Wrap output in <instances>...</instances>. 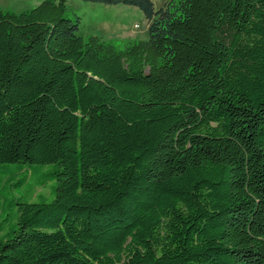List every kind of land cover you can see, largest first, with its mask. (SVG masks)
I'll use <instances>...</instances> for the list:
<instances>
[{
    "label": "trees",
    "instance_id": "16d2710c",
    "mask_svg": "<svg viewBox=\"0 0 264 264\" xmlns=\"http://www.w3.org/2000/svg\"><path fill=\"white\" fill-rule=\"evenodd\" d=\"M81 1L149 39L0 11V264H264V0Z\"/></svg>",
    "mask_w": 264,
    "mask_h": 264
},
{
    "label": "rangeland",
    "instance_id": "374dc122",
    "mask_svg": "<svg viewBox=\"0 0 264 264\" xmlns=\"http://www.w3.org/2000/svg\"><path fill=\"white\" fill-rule=\"evenodd\" d=\"M44 0H0V11L21 14L37 7ZM157 9L170 0H152ZM69 15L81 19L79 34L85 38L99 36L112 40L119 47L129 40H148V21L144 13L135 7L110 6L100 3L69 0ZM19 188L7 191L0 198V222L10 218V199L17 195ZM39 192H45L40 190ZM11 221V219H10Z\"/></svg>",
    "mask_w": 264,
    "mask_h": 264
}]
</instances>
